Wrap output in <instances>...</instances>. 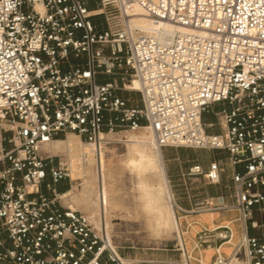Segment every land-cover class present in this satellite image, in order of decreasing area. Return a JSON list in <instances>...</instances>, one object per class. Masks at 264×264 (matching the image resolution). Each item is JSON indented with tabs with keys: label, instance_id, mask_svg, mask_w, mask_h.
I'll list each match as a JSON object with an SVG mask.
<instances>
[{
	"label": "built area",
	"instance_id": "built-area-1",
	"mask_svg": "<svg viewBox=\"0 0 264 264\" xmlns=\"http://www.w3.org/2000/svg\"><path fill=\"white\" fill-rule=\"evenodd\" d=\"M138 15L184 30L140 33ZM121 129L226 153L190 168L209 184L234 168L190 208L173 195L183 217L218 218L186 220L191 245L180 235L163 264H264V0H0V264H127L62 203L71 170L45 149L69 133L101 146Z\"/></svg>",
	"mask_w": 264,
	"mask_h": 264
},
{
	"label": "rangeland",
	"instance_id": "rangeland-1",
	"mask_svg": "<svg viewBox=\"0 0 264 264\" xmlns=\"http://www.w3.org/2000/svg\"><path fill=\"white\" fill-rule=\"evenodd\" d=\"M128 94L133 97L134 104H140L138 90ZM150 134L149 129L136 131L121 129L115 133L105 134L101 146L84 142L96 150L97 158L93 165L95 179L91 205L89 207L85 204L78 205L69 199L74 193H79L82 179L72 180V186L69 188L72 194L66 196L67 198H61L65 206L86 213L91 218L95 231L105 240L106 246L110 249L109 239L127 264H163L169 260L177 261L180 254L175 245L179 236H184L187 245L190 246L191 239L198 229L194 225L188 228L186 220L192 222L199 219L210 224L212 218H218L217 214L208 213L185 218L174 206V211L170 212L171 192L181 206L186 208L187 206L180 203L173 183L169 180L168 170H178L192 160H197L198 163H209L216 158H222L224 162L229 160L227 156H223L225 153L209 149L182 146L159 148L152 142ZM134 150L137 158L140 152L147 155L146 165L132 167L133 169L127 166L126 158ZM101 153L105 163V176L100 166ZM159 154L166 168L170 194L165 189V182L159 169ZM55 155L65 160L69 158L67 152ZM186 177H191L188 181L197 187L198 197H201L204 189L207 193L215 190L222 192L226 184L225 176L220 184H209L203 176ZM103 183L110 190L111 202L108 207L104 206L101 200ZM188 199L185 201L189 202ZM213 251L211 249L206 251L207 261L210 260Z\"/></svg>",
	"mask_w": 264,
	"mask_h": 264
},
{
	"label": "bare ground",
	"instance_id": "bare-ground-1",
	"mask_svg": "<svg viewBox=\"0 0 264 264\" xmlns=\"http://www.w3.org/2000/svg\"><path fill=\"white\" fill-rule=\"evenodd\" d=\"M132 25L135 29L140 33H145L148 35L156 36L161 38L162 36H172L176 33V31L184 30L181 26L173 25L169 22H162V21H153L150 18L138 15L136 16L133 21ZM131 88L138 90L140 88V83L137 79H134L131 83ZM151 132V131H150ZM152 138V142L157 146L155 141V136L153 132L150 134ZM45 149L57 154V153H65L69 154V158L67 160L72 180L82 179V188L80 189L79 193H74L69 198L71 201L79 204H85V206L89 207L91 205V196L93 194L94 188V171L93 165L97 162L96 158V150L89 146V144L84 143V141L76 134V133H69L66 139H55L51 143L45 144ZM131 150V149H130ZM130 152V151H129ZM135 150L131 151L126 158V164L129 167H136V166H144L146 165L145 161H147V155L143 152L139 153V157L135 156ZM160 153V152H159ZM103 153L100 154V166L102 167V174L105 176V163L103 161V157L101 156ZM158 159L160 162V170L161 175L164 179V186L167 192L170 194L168 179L166 177L165 165L162 159L161 154L158 155ZM150 161V160H149ZM125 162V161H124ZM133 169V168H132ZM104 187H102V196L101 200L104 203V206L108 207L111 202V195L110 190L106 187L105 183ZM76 188V187H75ZM69 194H72L70 190L63 193L61 198H67ZM170 200V212H173V194L171 192ZM108 219V218H107ZM109 223V220H108ZM109 245L113 250L115 246L111 245V241L108 239ZM126 263V262H125Z\"/></svg>",
	"mask_w": 264,
	"mask_h": 264
},
{
	"label": "crops",
	"instance_id": "crops-1",
	"mask_svg": "<svg viewBox=\"0 0 264 264\" xmlns=\"http://www.w3.org/2000/svg\"><path fill=\"white\" fill-rule=\"evenodd\" d=\"M204 121L206 123H210V122H214L216 121V117L211 114V113H205L204 114ZM214 131V130H213ZM215 131H218L217 129H215ZM223 156H227V154H223ZM228 158V156H227ZM211 162V161H210ZM209 163H198L197 160H192L190 163L185 164L183 167H179L178 170H168V177L170 182L173 183V187L175 188L176 194L179 196L180 199V203H182L183 205L187 206V208H190L192 206V197L198 195L197 193V187H194L190 184V182L188 181V179H191V177H186V175L190 176V168L193 167L196 164H200L202 166V168H204L205 170H207L209 168ZM234 169L232 166H228V172L226 174L223 175V177L225 176L226 178V183L229 182V180L227 179V175L229 172H231V170ZM237 169H241L240 166H237ZM166 171V168H165ZM168 180V182H169ZM57 188L59 190V192L63 193L66 192L69 188V184L67 182V180L61 181L57 184ZM46 191V190H44ZM204 193L202 195H209V196H217L219 194H221V191H211L210 193L206 192L205 189L203 191ZM201 194V193H199ZM188 199L189 202H186L185 199ZM182 199V200H181ZM194 199V198H193ZM186 208V207H184Z\"/></svg>",
	"mask_w": 264,
	"mask_h": 264
},
{
	"label": "trees",
	"instance_id": "trees-1",
	"mask_svg": "<svg viewBox=\"0 0 264 264\" xmlns=\"http://www.w3.org/2000/svg\"><path fill=\"white\" fill-rule=\"evenodd\" d=\"M60 138H62V137H60Z\"/></svg>",
	"mask_w": 264,
	"mask_h": 264
}]
</instances>
